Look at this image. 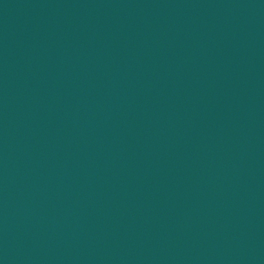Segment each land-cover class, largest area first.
I'll list each match as a JSON object with an SVG mask.
<instances>
[{
    "label": "water",
    "instance_id": "95a60500",
    "mask_svg": "<svg viewBox=\"0 0 264 264\" xmlns=\"http://www.w3.org/2000/svg\"><path fill=\"white\" fill-rule=\"evenodd\" d=\"M0 264H264V0L0 9Z\"/></svg>",
    "mask_w": 264,
    "mask_h": 264
}]
</instances>
